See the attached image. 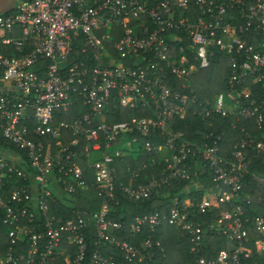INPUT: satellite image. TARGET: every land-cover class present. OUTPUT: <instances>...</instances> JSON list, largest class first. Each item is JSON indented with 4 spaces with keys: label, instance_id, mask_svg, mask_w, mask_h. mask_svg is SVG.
<instances>
[{
    "label": "built area",
    "instance_id": "built-area-1",
    "mask_svg": "<svg viewBox=\"0 0 264 264\" xmlns=\"http://www.w3.org/2000/svg\"><path fill=\"white\" fill-rule=\"evenodd\" d=\"M1 4L0 132L17 151L0 146L5 228L0 229V264H62V258L65 264H123L119 254L140 263L165 257L155 233L166 222L189 237L197 254L205 231L193 215L213 211L211 233L225 238L227 247L214 257H196V264H244L253 254L264 261V215L246 209L248 204L264 208V173L250 172L248 157L249 151L264 154V91L256 88H264V0ZM218 53L228 57L227 86L234 96L229 107L223 94L200 101L190 85ZM122 108L148 115L111 121ZM189 112L253 120L257 138L243 130L229 150L221 143L225 132L191 140L175 128ZM67 133L73 139L65 143ZM115 141L120 143L112 154ZM137 142L149 160L119 167L128 163L127 151ZM149 165L159 175L141 182ZM88 173L105 198L102 208L73 209L65 218L51 213L58 194L54 182L70 193L88 190ZM248 175L255 187H248ZM127 177L125 184L121 179ZM207 180L212 199L175 197L168 216L159 211L131 221L109 216L120 190L132 201H144L173 182L193 181L197 189ZM8 182L18 186L8 190ZM184 192L190 195L189 188ZM91 225L97 248L88 255L85 230ZM126 229L136 235L150 231L134 246L114 234ZM107 248L118 254L104 252Z\"/></svg>",
    "mask_w": 264,
    "mask_h": 264
},
{
    "label": "trees",
    "instance_id": "trees-1",
    "mask_svg": "<svg viewBox=\"0 0 264 264\" xmlns=\"http://www.w3.org/2000/svg\"><path fill=\"white\" fill-rule=\"evenodd\" d=\"M223 1V0H222ZM154 2V0H153ZM76 53L78 54L80 50V42L79 46H76ZM228 57L221 53L217 54L211 68H214L217 73L218 80L215 82V88H226L227 79L229 76V67L227 65ZM199 74V73H198ZM175 86L179 88V85L175 82ZM257 91L260 93L264 91V88L260 86H256ZM229 90V89H228ZM223 94V93H219ZM259 95V94H258ZM203 96H201L200 101H202ZM210 100V99H209ZM144 114L148 115V113H143L138 110H129L120 109L117 110V115L114 118H111V121H120V120H131L134 117L143 116ZM132 121V120H131ZM236 123V128L232 125ZM175 128L177 130H182L186 133V135L194 141L201 142L202 136L209 135L213 133L214 135L223 134L221 136V143L226 149L229 150L230 146L238 141L242 135L243 130L251 131L252 134L257 138V125L253 120L248 119H227L223 118L218 114H211L206 116L205 118L199 117L195 114L189 112L186 117L175 124ZM135 133H130L132 137ZM70 139H73V136L67 133V136L63 139L65 143H68ZM120 142L115 141L113 143V151L118 146ZM137 146L129 149L127 153L130 152L128 156V163H123L120 166L126 167L131 165L133 167H138L141 163V160H149L150 154L147 151H143V147L140 146V142H137ZM0 146L4 149L8 148L12 151H17L16 148L10 147L8 143H6L5 139L1 135L0 132ZM142 148L141 151L138 149ZM112 150H110L112 152ZM142 154V155H141ZM136 156V157H135ZM248 157L251 159L250 172L258 171L260 173H264V154L255 156L250 151L248 153ZM86 166L85 163L82 164ZM153 166L149 165L145 171L142 172L141 182H147L149 178H156L159 174L154 173ZM160 165L158 167L161 168ZM147 171V172H146ZM89 178V188L88 190H80L76 193H70L64 189V187L54 182L52 188L58 192L55 197V201L51 202V213H54L59 216H63V218L69 216L72 213L73 209H87L92 210L94 212H98L102 208V204L104 202V196L100 194L99 189L96 185L93 184V175L88 173ZM92 179V181H91ZM125 184L129 183V179L122 178ZM194 181V180H193ZM193 181H182V182H173L171 186H167L164 189H159L154 192L150 199L144 201H132L128 196L123 194V191H118L116 197L113 201H111V208L109 216L116 220L123 221H131L136 216L141 215L144 216L146 214L154 213L159 211L162 215H169V211L173 206V200L175 197H178L181 201L183 199L190 197L194 201H201L204 197L210 196L213 198L212 193L208 190L206 185H212L211 180H207L204 187L200 186L197 189L192 188L191 184ZM202 181V180H201ZM22 181L18 183L21 184ZM247 185L249 188L255 187L256 184L251 181V175L247 177ZM17 184L8 182V190L13 189L18 186ZM189 188L190 195L185 193L184 191ZM167 194H169L167 196ZM223 205V204H221ZM247 213L249 215H254L261 213L264 215V208L261 205H246ZM217 212H206L200 213L195 212L193 216H195L194 220H197L203 224L204 228V241L200 246V252L194 254L191 252V248L193 243L190 241L188 236L182 235L179 229H175L173 226L169 225L167 222L160 227L155 233V239L159 238L162 241L164 252L166 256H156L153 259H146L144 262L137 261H128L123 258L121 254L118 255V259L123 264H196V257L201 255H207L210 257L216 256L219 251L225 247H227L226 239L223 237H217L211 233V223L214 218L217 216ZM3 221L0 218V229H5L3 226ZM150 230L145 229L143 232L138 235L131 233L129 230H124L123 232H114L120 239H125L129 241L134 246H140L142 241L147 238ZM85 234L88 239V255L91 251L97 248V234L96 229L94 227H89L85 230ZM104 252L113 254V252L117 255L118 252L113 248H107ZM159 253V249L157 250ZM159 255V254H158ZM257 260H260L261 264H264L263 258L258 254H253L250 258H244V264H255ZM62 264H65L64 259L62 258Z\"/></svg>",
    "mask_w": 264,
    "mask_h": 264
},
{
    "label": "rangeland",
    "instance_id": "rangeland-1",
    "mask_svg": "<svg viewBox=\"0 0 264 264\" xmlns=\"http://www.w3.org/2000/svg\"><path fill=\"white\" fill-rule=\"evenodd\" d=\"M0 8H2V5H0ZM198 73L191 78L190 85L192 90L197 94L199 98L203 96V99H210V101H214L219 93H223L225 97V104L227 105V107L234 104L232 100L234 99V96L228 89L219 87L215 88L214 84L218 80V78L216 70L214 68L203 69Z\"/></svg>",
    "mask_w": 264,
    "mask_h": 264
},
{
    "label": "crops",
    "instance_id": "crops-1",
    "mask_svg": "<svg viewBox=\"0 0 264 264\" xmlns=\"http://www.w3.org/2000/svg\"><path fill=\"white\" fill-rule=\"evenodd\" d=\"M0 5H2V6H3V4H1V0H0ZM3 7H5V6H3ZM3 7H2V8H3Z\"/></svg>",
    "mask_w": 264,
    "mask_h": 264
},
{
    "label": "water",
    "instance_id": "water-1",
    "mask_svg": "<svg viewBox=\"0 0 264 264\" xmlns=\"http://www.w3.org/2000/svg\"><path fill=\"white\" fill-rule=\"evenodd\" d=\"M4 8V7H3ZM3 8H0V9H3Z\"/></svg>",
    "mask_w": 264,
    "mask_h": 264
}]
</instances>
